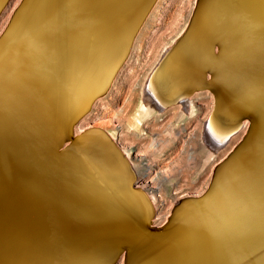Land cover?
<instances>
[{"label":"bare ground","instance_id":"1","mask_svg":"<svg viewBox=\"0 0 264 264\" xmlns=\"http://www.w3.org/2000/svg\"><path fill=\"white\" fill-rule=\"evenodd\" d=\"M19 1L0 29L9 21L0 36V264H264V0H193L155 63L130 127L181 103L189 128L201 115L192 100L208 95L198 138L206 168L243 129L204 188L177 198L158 223L155 196L114 131L80 123L160 0H22L10 18ZM165 221L158 234L143 227Z\"/></svg>","mask_w":264,"mask_h":264},{"label":"rangeland","instance_id":"2","mask_svg":"<svg viewBox=\"0 0 264 264\" xmlns=\"http://www.w3.org/2000/svg\"><path fill=\"white\" fill-rule=\"evenodd\" d=\"M17 1L11 0L8 10L3 12L5 15L0 16V29ZM192 4L193 0H160L111 89L100 102L93 105L90 115L80 123L81 126L105 124L114 131L119 145L128 150L131 160L138 162L140 171L137 173V181L155 196L157 210L161 215L157 217V223L162 221L177 198L189 193H199L204 188L211 166L224 156L243 130L235 134L231 144L216 149L206 168L207 154L202 151L198 138L210 116L208 95L192 98L193 103L201 107V115L192 120L189 128H185V123L181 120V103L165 109L154 123L140 114L143 121L139 130L128 125L129 120L137 114L142 91L147 89L151 81L157 59L185 25ZM155 136L166 140L163 146L153 143Z\"/></svg>","mask_w":264,"mask_h":264},{"label":"water","instance_id":"3","mask_svg":"<svg viewBox=\"0 0 264 264\" xmlns=\"http://www.w3.org/2000/svg\"><path fill=\"white\" fill-rule=\"evenodd\" d=\"M7 1H8V0H7ZM7 1H6V2H7ZM6 2H5V4H6ZM21 2H22V0L19 1V4H18V5L16 6V8L13 10V12H12L10 18L12 17L14 11L18 8V6L20 5ZM5 4H4V5H5ZM4 5H3V7H4ZM3 7H2V8H3ZM2 8H1V9H2ZM9 20H10V19H9ZM8 23H9V21H8ZM8 23H7V25H8ZM7 25L5 26L4 30L6 29ZM4 30L1 32L0 36L3 34ZM246 119L249 120L248 117H247ZM250 128H251V123H249L248 127L246 128L245 133L242 135L241 139L239 140V142H238L235 146L239 145V144L244 140V138L248 135V132H249ZM73 139H75V136H73V135H72V132H70V134H69V136H68V139L65 140V141L62 143V145L59 147L60 150L64 149V148L70 143V140H73ZM202 195H203V194H202ZM202 195H201V196H202ZM166 223H167V221H165V223H163V224L160 225V226H155V225H151V224H145L143 227L145 228V231L148 232L149 234H158V233H160V232L163 231V227H164V225H165ZM126 235H127V234H126ZM128 237H132V236L129 235ZM116 242H118V241H116ZM123 243H126V244L124 245ZM118 244H119V247L121 248V252H122V251H128V250H129V246H132V245H133V243L131 242V240L126 241V242H118Z\"/></svg>","mask_w":264,"mask_h":264}]
</instances>
